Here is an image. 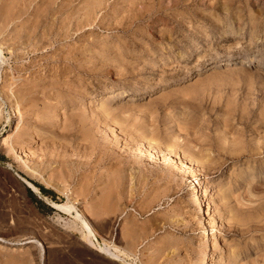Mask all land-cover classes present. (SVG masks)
I'll return each instance as SVG.
<instances>
[{
    "label": "rangeland",
    "instance_id": "374dc122",
    "mask_svg": "<svg viewBox=\"0 0 264 264\" xmlns=\"http://www.w3.org/2000/svg\"><path fill=\"white\" fill-rule=\"evenodd\" d=\"M0 215V264H264V0H0Z\"/></svg>",
    "mask_w": 264,
    "mask_h": 264
},
{
    "label": "bare ground",
    "instance_id": "6f19581e",
    "mask_svg": "<svg viewBox=\"0 0 264 264\" xmlns=\"http://www.w3.org/2000/svg\"><path fill=\"white\" fill-rule=\"evenodd\" d=\"M21 10V9H20ZM94 100V99H93ZM88 103V102H87ZM90 104V103H89ZM11 148V147H10ZM149 148H150V150H153L154 148L153 147H151V146H149ZM12 150V149H11ZM167 160V162L169 163V162H171V161H169L168 160V158L166 159ZM172 163V162H171ZM172 164H174V163H172ZM186 171V170H185ZM187 172V171H186ZM189 173H191V172H189ZM188 176H189V174H188ZM190 177H192V179L191 180H193L194 181V183H195V185H197V186H199L200 187V182L199 181H197V179L196 178H194V175H192L191 176V174H190ZM189 179V180H190ZM203 186V185H202ZM33 190H34V192L35 191H37L35 188H33V186L31 187ZM203 188V187H202ZM204 189H205V187H204ZM203 189V190H204ZM202 190V191H203ZM195 191V190H194ZM201 191V192H202ZM36 193H38V192H36ZM199 193V192H198ZM198 193H196V196H194V201H195V203L198 205V208L200 209V210H204L205 209V207H203L202 205H204L203 203H202V200L200 199L201 197H199L198 196ZM204 193V192H203ZM39 194V193H38ZM195 195V194H194ZM201 196V195H200ZM55 209H58V210H62V211H65V212H67V213H70L72 210H74L75 208L72 206V205H62V204H53L52 205ZM206 210V209H205ZM74 212H76V211H74ZM209 212V211H208ZM81 213V212H80ZM203 213V212H202ZM211 213V212H210ZM77 215H76V217H75V221L78 223H80L81 224V228H82V230H83V235H82V237H83V239L86 241V242H88V243H90V244H88V245H92V241H91V237H90V235H91V232H94V228L92 227V225L90 224V222L87 220V217L85 216V212L83 213H81V214H78V213H76ZM210 215V214H209ZM208 215V216H209ZM207 216V217H208ZM209 218H210V216H209ZM211 219H212V216H211ZM209 220L207 223H208V226L210 227V229L209 230H207V232L210 234V242L212 243L211 245H212V248H213V246H214V248H215V246H218L217 245V242H219V241H217L216 240V237L214 236V234H213V224L215 223V222H213V224H212V220ZM0 220H2L1 222L2 223H0V225H2V224H4L5 223V221H4V217L2 216V215H0ZM75 222V223H76ZM207 225V224H206ZM205 225V226H206ZM206 232V233H207ZM207 236H208V234H206ZM216 235V234H215ZM207 239V238H206ZM209 242V243H210ZM210 244H209V246H211ZM104 246H99V248H100V251L101 252H107V253H109V254H111L112 255V253H110V247L109 248H103ZM219 247V246H218ZM222 248V247H221ZM41 249V248H40ZM210 249V248H209ZM116 250V249H115ZM215 250H216V248H215ZM42 251H43V249H42ZM213 251V250H212ZM223 251V250H222ZM209 253H210V251L207 249V251H206V253L203 255V257H202V264H209ZM212 253H214V252H212ZM211 253V254H212ZM48 255H49V264H75V263H77V262H79V263H83L84 262V259L83 258H81V255L83 256V254L82 253H76L75 252V250H73L72 248H70L69 246H62V247H60L59 249H55V250H50V251H48ZM85 255V254H84ZM114 255V254H113ZM211 256V255H210ZM213 256V255H212ZM212 260V259H211ZM84 264H85V262H84Z\"/></svg>",
    "mask_w": 264,
    "mask_h": 264
},
{
    "label": "trees",
    "instance_id": "16d2710c",
    "mask_svg": "<svg viewBox=\"0 0 264 264\" xmlns=\"http://www.w3.org/2000/svg\"><path fill=\"white\" fill-rule=\"evenodd\" d=\"M38 188H39V190L42 192V193H48V194H53L52 193V191H48V190H46V189H44L43 187H41V186H37Z\"/></svg>",
    "mask_w": 264,
    "mask_h": 264
},
{
    "label": "water",
    "instance_id": "95a60500",
    "mask_svg": "<svg viewBox=\"0 0 264 264\" xmlns=\"http://www.w3.org/2000/svg\"><path fill=\"white\" fill-rule=\"evenodd\" d=\"M15 176L19 179V180H21L20 179V177L17 175V174H15ZM23 182V181H22ZM29 188V187H28ZM31 191H32V189H30ZM33 192V191H32Z\"/></svg>",
    "mask_w": 264,
    "mask_h": 264
}]
</instances>
